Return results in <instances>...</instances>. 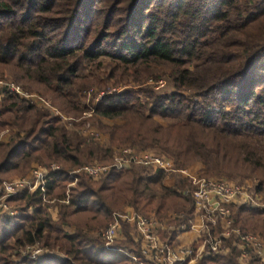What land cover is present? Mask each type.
<instances>
[{"label":"trees","instance_id":"trees-1","mask_svg":"<svg viewBox=\"0 0 264 264\" xmlns=\"http://www.w3.org/2000/svg\"><path fill=\"white\" fill-rule=\"evenodd\" d=\"M99 59L110 71L103 81L162 76L176 92L105 96L92 113L122 121L101 127L109 149L67 131L29 101L4 94L0 133L10 131L11 139L0 143V180L27 175L32 163L111 165L113 148L131 147L159 149L178 167L199 161L205 177L255 179V191L264 194V0H0V77L9 72L25 88H41L64 114L79 116L86 108L81 91L104 84ZM166 175L133 166L96 182L79 174L69 189L66 173L49 175L45 201L27 192L9 199L20 216L0 220V264H14L11 256L34 243L64 258L24 264H130L90 233L107 227L125 207L160 219L170 212L191 215L192 200L182 194L191 184L181 179L165 187ZM50 201L57 208L54 221ZM229 209L236 227L264 239V211ZM161 239L173 245L175 233H161ZM115 245L141 262L133 242ZM237 256L234 250L196 264H238Z\"/></svg>","mask_w":264,"mask_h":264},{"label":"built area","instance_id":"built-area-1","mask_svg":"<svg viewBox=\"0 0 264 264\" xmlns=\"http://www.w3.org/2000/svg\"><path fill=\"white\" fill-rule=\"evenodd\" d=\"M4 94H13L25 100L33 98L10 80H0V100ZM81 132L87 138L98 137V133L90 129H82ZM133 166L151 172L169 173L173 163L151 150L124 147L113 154L111 165L94 162L74 169H66L57 163L46 167L32 166L25 176L0 180V220L20 216L18 209L9 204V199L23 192L40 193L45 201L47 180L51 174L66 173L72 179L69 189L75 185L79 174L97 181L111 170L123 173ZM192 185L193 188L182 193L189 195L192 200L191 215L170 212L160 219L154 213L136 214L131 208L130 211L114 215L106 228L93 232V235L102 240L108 250L127 256L131 260L130 264H196L207 257L230 255L234 250L238 254V264H250L254 260L264 264V239L256 234L243 233L235 226L234 213L229 209L230 206L246 205L264 211V203L248 194L243 187L229 181L208 178L193 180ZM48 203L49 214H57V208L52 206L54 201ZM161 233H175L176 244L168 246L161 239ZM186 233L192 234L191 239L181 240L180 236ZM128 240L137 245L141 262L134 252L114 246ZM11 257L14 258V264H24L25 260L40 262L47 257L64 258L39 243L24 246Z\"/></svg>","mask_w":264,"mask_h":264},{"label":"rangeland","instance_id":"rangeland-1","mask_svg":"<svg viewBox=\"0 0 264 264\" xmlns=\"http://www.w3.org/2000/svg\"><path fill=\"white\" fill-rule=\"evenodd\" d=\"M99 63H102V65L100 67H103L104 70L101 68L102 69L100 71L101 75H98V79L100 80V82H102L104 84H102L101 86H99L100 84L93 85L92 87L86 88L83 91H81V96H82L81 108H83V106H85L86 108L83 109V112L79 116H70V115L64 114L63 112H61L59 110V108L56 105H54L52 97L50 95L44 93L41 90V88H39V89L36 87L25 88V86H24L25 84L23 85L22 83H17L15 81V79L12 77V74L9 72L7 73L6 71H3L4 73L0 77V80H7V81L10 80V81H13L14 83H17L18 85H20L26 93H28L30 96H33V98L28 99L27 101H29L30 103L35 105V107L37 109H40L41 111H46L52 117L59 119L61 125L67 131L75 133L80 138L84 139L86 142L94 141V143L97 144L98 146H102L104 148L109 149V147H110L109 146L110 145L109 144V135L107 133L102 132L101 127L106 128V127H111L114 125H119L122 123V121L119 119L107 120V119L99 118V117H96L94 115V113H92V109L105 96L119 95V94H123V93L128 92V91H140L141 89L152 91L155 95H169V94L176 92V91L173 87L171 80H169L166 77H162V76L159 77L157 80L155 79V77H152L150 79L148 78V79L142 81L141 83L126 82V83L115 84L112 79H108L107 81H103L105 77L102 78L101 76L102 75H108L110 71L108 69H106L104 66L107 63L106 59H99ZM0 72H2V71H0ZM100 87H102V88H100ZM184 96H186L188 98H194L193 93H191L189 91H186L184 93ZM19 100H25V99L19 98ZM197 100L201 101L200 98L199 99L197 98ZM140 101L142 104L147 103V99L144 96H140ZM56 111L58 112V114L56 113ZM157 121L163 127L168 125L167 122H164V121H161L158 119H157ZM82 129L93 130V131L98 133V137H96V138L84 137L82 132H81ZM10 139H11L10 131H5V132L0 133V143H7V142H9ZM112 150H113L112 154H114L118 149L113 148ZM150 150L155 152V153H158L160 155L165 156L166 158H168L173 163L172 170L169 173H166L167 174L166 179H170V181H172V183H174V184L181 179L187 180L191 184V188H193V185H192L193 180L198 181L201 179L216 178V179H220V180L229 181V182L234 183L237 186L243 187L248 192V194H250L251 196H256L258 199H260L261 203H264V194L263 193H257L255 191V187L258 184V181L255 179H241L238 177L230 178L228 175H226L224 173L218 174L215 176H211V177H205L203 175L204 166L199 161H197L194 164L189 165V166L178 167L175 165L174 159L172 157H170L169 155L161 152L159 149H150ZM94 162L99 163L97 160H95ZM36 165L46 167V166H49L50 164L43 165V164H39V163H32L30 166V169L32 168V166H36ZM58 165H61V164H58ZM148 172H151V171H148ZM186 174L188 176H186ZM15 177H20V176L12 175V176L7 177V179L15 178ZM97 181H99V180H97ZM50 216H51V213H50ZM55 217L57 219V214H54L51 216L52 221H54ZM103 229H99V230H103ZM90 234L93 235V232ZM118 243H120V242H118ZM39 244H41V243H39ZM114 246L118 247L117 245H114ZM50 251L58 252L57 249H50ZM58 253L60 255H62L60 252H58ZM12 259L14 260V258H12Z\"/></svg>","mask_w":264,"mask_h":264},{"label":"crops","instance_id":"crops-1","mask_svg":"<svg viewBox=\"0 0 264 264\" xmlns=\"http://www.w3.org/2000/svg\"><path fill=\"white\" fill-rule=\"evenodd\" d=\"M173 185H174V183H172V181H170V179H166L164 181V186L165 187H171ZM130 209H131L130 207H125L122 210V212L130 211ZM127 229H128V227H127ZM127 229H125V232H127ZM191 237H192V234L191 233H186V234H183V235L180 236L181 240H184V241H189L191 239ZM174 244H176V239L174 241Z\"/></svg>","mask_w":264,"mask_h":264}]
</instances>
